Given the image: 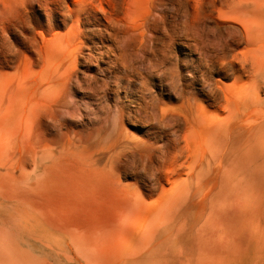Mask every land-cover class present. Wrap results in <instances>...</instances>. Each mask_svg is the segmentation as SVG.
Segmentation results:
<instances>
[{
    "label": "rangeland",
    "instance_id": "rangeland-1",
    "mask_svg": "<svg viewBox=\"0 0 264 264\" xmlns=\"http://www.w3.org/2000/svg\"><path fill=\"white\" fill-rule=\"evenodd\" d=\"M0 264H264V0H0Z\"/></svg>",
    "mask_w": 264,
    "mask_h": 264
},
{
    "label": "bare ground",
    "instance_id": "bare-ground-1",
    "mask_svg": "<svg viewBox=\"0 0 264 264\" xmlns=\"http://www.w3.org/2000/svg\"><path fill=\"white\" fill-rule=\"evenodd\" d=\"M77 2H79V3H81V2H83V3H86V0H76ZM69 8H70V6H69ZM70 10H71V8H70ZM97 11V10H96ZM82 12H83V9H79L78 10V13L80 14L79 15V17L78 18H76V20L77 21H79V22H84V20L82 19V17H81V15H82ZM75 19V18H74ZM74 22H76V21H74ZM87 23V22H86ZM73 25V24H72ZM72 28H74V26L72 27ZM90 31V30H89ZM86 35H88V37H89V34H86ZM48 48V47H47ZM214 121V120H213ZM206 122L205 121V127H210L212 130H214V131H218V132H220L223 128H226V127H228V126H225V125H222V124H217L215 121L214 122ZM234 132H242V130L240 131V130H237L236 128H235V130H234ZM213 147V146H212ZM212 147H210L209 149H211ZM222 156V155H221ZM206 160H207V154H205V155H200L199 156V159L196 161V163H195V165H194V171L196 172L203 164H205V162H206Z\"/></svg>",
    "mask_w": 264,
    "mask_h": 264
}]
</instances>
